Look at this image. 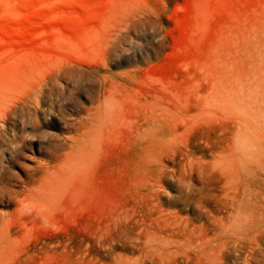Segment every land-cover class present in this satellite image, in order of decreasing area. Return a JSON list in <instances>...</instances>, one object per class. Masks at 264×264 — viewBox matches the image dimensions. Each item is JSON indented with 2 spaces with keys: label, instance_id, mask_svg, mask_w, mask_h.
Here are the masks:
<instances>
[{
  "label": "rangeland",
  "instance_id": "rangeland-1",
  "mask_svg": "<svg viewBox=\"0 0 264 264\" xmlns=\"http://www.w3.org/2000/svg\"><path fill=\"white\" fill-rule=\"evenodd\" d=\"M0 264H264V0H0Z\"/></svg>",
  "mask_w": 264,
  "mask_h": 264
}]
</instances>
